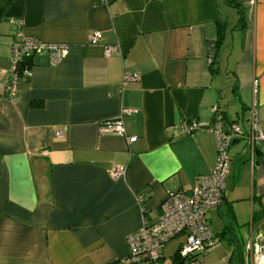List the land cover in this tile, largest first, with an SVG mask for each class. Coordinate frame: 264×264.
I'll return each instance as SVG.
<instances>
[{
    "label": "crops",
    "instance_id": "1",
    "mask_svg": "<svg viewBox=\"0 0 264 264\" xmlns=\"http://www.w3.org/2000/svg\"><path fill=\"white\" fill-rule=\"evenodd\" d=\"M19 31L67 52L33 55L13 98L0 88V264H132L127 236L215 164L214 133L181 128L211 125L218 106L222 122L264 129V0H0V83ZM124 72L138 79L122 85ZM123 109L133 142L99 130ZM229 156L207 221H222L218 242L245 230L244 245L264 229V142L251 155L233 139Z\"/></svg>",
    "mask_w": 264,
    "mask_h": 264
},
{
    "label": "built area",
    "instance_id": "2",
    "mask_svg": "<svg viewBox=\"0 0 264 264\" xmlns=\"http://www.w3.org/2000/svg\"><path fill=\"white\" fill-rule=\"evenodd\" d=\"M101 34L93 32L89 36V43H100ZM115 51V46L104 45L103 52L109 57ZM67 46L62 44H45L33 37L17 32L11 46L9 56V77L7 81L0 83L4 94L13 98L15 94V82L20 76L29 77L30 61L33 55L46 54L50 64L58 63L66 54ZM138 79L136 73L124 72L122 85ZM254 87L257 80L253 81ZM218 106L213 107L215 117L211 125L191 122L181 128L180 133H191L195 130H209L216 138V161L212 170L197 179L193 187L185 191H171L160 207L158 220L153 223H143L138 231L127 236L130 253L127 258L132 264H160L163 260V248L169 240L178 238V247L173 255V264L180 261H193L199 254H203L208 248L218 242L217 236L211 230L207 221V213L217 208L222 203L226 188V181L230 170L229 147L233 139L242 138L248 143L251 155L254 148L264 142V129L252 121L249 134L242 131L237 123H224L218 114ZM134 112L123 109L114 120L100 125V132H114L124 137L128 142L136 138L128 136L123 127L122 116ZM61 135L60 131L56 132ZM113 177L119 178L124 174V169L115 167L111 171ZM243 245V252L236 264H264V229L252 231ZM209 264V263H202ZM215 264V263H211ZM218 264H232L226 259Z\"/></svg>",
    "mask_w": 264,
    "mask_h": 264
},
{
    "label": "rangeland",
    "instance_id": "3",
    "mask_svg": "<svg viewBox=\"0 0 264 264\" xmlns=\"http://www.w3.org/2000/svg\"><path fill=\"white\" fill-rule=\"evenodd\" d=\"M208 218L209 214L207 215V219ZM227 222L229 226V221ZM209 223L214 233H221L223 223L217 216L212 214V219ZM245 234V230H239V227H233L232 231L226 229L216 245L208 248L203 254H199L195 260H187L184 264H202L204 262L218 264L228 258H232L231 263L236 264L237 260H239V256L243 252L242 244L245 240ZM178 242L179 239L174 238L165 244L163 248V260L160 264H173L172 258L176 253Z\"/></svg>",
    "mask_w": 264,
    "mask_h": 264
},
{
    "label": "trees",
    "instance_id": "4",
    "mask_svg": "<svg viewBox=\"0 0 264 264\" xmlns=\"http://www.w3.org/2000/svg\"><path fill=\"white\" fill-rule=\"evenodd\" d=\"M220 42V32H219V36L217 38V41H216V45Z\"/></svg>",
    "mask_w": 264,
    "mask_h": 264
},
{
    "label": "water",
    "instance_id": "5",
    "mask_svg": "<svg viewBox=\"0 0 264 264\" xmlns=\"http://www.w3.org/2000/svg\"><path fill=\"white\" fill-rule=\"evenodd\" d=\"M178 264H183V261H180Z\"/></svg>",
    "mask_w": 264,
    "mask_h": 264
}]
</instances>
